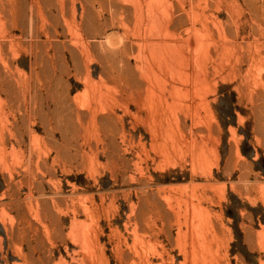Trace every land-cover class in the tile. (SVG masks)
Here are the masks:
<instances>
[{"label":"rangeland","instance_id":"obj_1","mask_svg":"<svg viewBox=\"0 0 264 264\" xmlns=\"http://www.w3.org/2000/svg\"><path fill=\"white\" fill-rule=\"evenodd\" d=\"M159 8L184 55L201 56L204 21L221 41L204 101L167 92L180 77L148 46ZM0 35V264H204L190 197L209 211L208 264H264V0H0ZM154 71L181 103L179 154L142 100Z\"/></svg>","mask_w":264,"mask_h":264},{"label":"bare ground","instance_id":"obj_2","mask_svg":"<svg viewBox=\"0 0 264 264\" xmlns=\"http://www.w3.org/2000/svg\"><path fill=\"white\" fill-rule=\"evenodd\" d=\"M164 6V5H163ZM153 8V7H152ZM156 9H158V7L156 8ZM159 9H161V8H159ZM171 11V10H170ZM142 13H144V12H142ZM172 13V12H171ZM169 13L168 12V10H167V8H162L161 10H160V12H159V10L157 11V10H152V11H150V16H151V18L149 17V21H151V22H149V24H150V26L148 27V30L147 31H149L150 32V34L151 35H153V36H155L154 38H156L155 40L156 41H152V42H150L149 41V43H152L151 45H148L149 47H151V52L152 53H150V55H153V58H155L156 59V64L160 67V68H163V67H166L167 69H172L173 71H176V73L175 74H178L179 75V77H180V82H177V83H179V85H177L176 83H174V84H172L171 86L169 85V91H167L168 90V88H167V85L166 84H168L167 83V80L165 79V77L163 76V74H162V72L164 71L163 69H159V67H158V71H162V72H157V71H154V73H151L152 75H153V77L155 78V81H156V84L154 83V84H152V85H150L149 83V85L147 84V86H149V87H147V89H146V93H145V96H143L142 97V100L144 101L143 103H145V106L148 108V106H149V110L148 111H146V113H149L150 114V116H151V121H152V123H153V128L157 131V128H161L162 130H163V137L165 138H163V142L161 143H159L160 145H158V146H160L161 148H162V150L167 154V155H172V154H174V153H177V154H179L178 153V151L179 150H181V149H183V148H185L186 147V144H189V142H188V139H187V137H186V133H185V131H184V127L181 125V122L179 121V117H178V115L179 114H177V110L179 109V108H181L180 106H181V103L179 102V99L177 100L176 98H173L172 97V102L170 103L169 101H168V98L167 97H165L164 95H165V92L167 91V92H169L170 93V95H177V94H181V93H185V95H189L190 93H194V94H196V95H198V96H202L203 94L201 93V90L202 89H204V88H207L208 86H209V82H210V80H208V78H207V76L205 75V70H204V68H205V66H203V65H207V63H206V60H207V58L209 57L208 55H209V47H207L206 46V43H207V41L209 40V42L211 43L212 41H210V39H216L217 37H214L213 38V36H212V33H211V30H210V28H209V26L206 24L207 22L206 21H204V22H206V23H204V22H202V28H200V29H197L198 27H193V29H195L196 30V33H198L199 34V37L200 38H196L195 39V37H194V39H195V41H194V44H196L197 45V49H193V51L195 52L196 50H198V49H200V51H201V56L199 57V55H197L196 57H194V59L192 58V57H190V56H187V55H184L183 54V50L181 51L180 49V47L182 46H180V47H178L177 46V44H173L174 43V41L173 40H175V38H176V36L178 35V32H177V30L174 28V27H172V26H174V25H172V23H173V21L175 20L174 19V14L172 13ZM194 13V12H193ZM199 13V12H198ZM189 14H191V13H188V15ZM203 14V13H202ZM202 14H201V16H202ZM195 15V16H194ZM193 16L192 15H190V16H192V17H194V19H195V17H196V15H197V19L199 18V17H201V16H199L198 17V14L195 12V14H194ZM199 15H200V13H199ZM202 17H204V16H202ZM177 18V17H176ZM204 18H206V17H204ZM140 19V18H139ZM75 21V20H74ZM138 21V20H137ZM195 21V20H194ZM196 22V21H195ZM79 24V23H78ZM148 24V25H149ZM196 23H194L193 25H195ZM172 25V26H171ZM219 25V24H218ZM75 27L78 29L79 27H77L76 26V23H75ZM146 28V27H145ZM80 29V28H79ZM78 29V30H79ZM220 29V28H219ZM80 31V30H79ZM217 31H220V30H217ZM213 32V31H212ZM76 33H77V36L79 35V32L76 30ZM82 33V32H81ZM195 33V32H194ZM219 33V32H218ZM2 35V34H1ZM0 35V37H2ZM81 35V34H80ZM219 35V34H218ZM80 37V36H79ZM78 37V38H79ZM111 37V36H110ZM220 37H222V35L220 36ZM192 38V37H191ZM190 38V39H191ZM224 38H225V36H224ZM223 38V39H224ZM220 39V38H219ZM222 39V40H223ZM2 40V39H1ZM113 40V39H112ZM115 40V39H114ZM217 41H218V38L216 39ZM216 40H215V43H216ZM108 41L110 42V40H109V38H108ZM107 41V42H108ZM176 41H177V38H176ZM188 41H190V40H188ZM191 41H193V40H191ZM190 41V42H191ZM214 41V40H213ZM224 41V40H223ZM108 42V43H109ZM148 42V41H147ZM173 42V43H172ZM189 42V43H190ZM221 42V41H220ZM219 41H218V43H220ZM177 43H178V41H177ZM209 43V44H210ZM213 43V42H212ZM111 44V43H110ZM180 44H181V42H180ZM2 45V44H1ZM109 45V44H108ZM112 45V44H111ZM193 45V44H192ZM191 45V43H190V47L192 46ZM213 45V44H212ZM185 46V45H184ZM213 46H215V45H213ZM217 46H219V44L217 45ZM216 46V47H217ZM49 47V46H48ZM193 47V46H192ZM194 47H196V46H194ZM204 47V49L202 50V48ZM212 47V46H211ZM222 47H223V45H222ZM2 48V47H1ZM9 48H11L12 49V45H11V47L9 46ZM180 48V49H179ZM183 48H185V47H183ZM218 48V47H217ZM50 49V48H49ZM188 49H190V48H188ZM187 49V50H188ZM84 50V49H83ZM1 51H2V49H1ZM85 51V50H84ZM190 51V50H189ZM188 51V52H189ZM192 51V53H194ZM184 52H186V51H184ZM199 52V51H198ZM0 53H2V52H0ZM210 53H211V51H210ZM186 54H188V53H186ZM196 54V53H195ZM85 55H86V53H85ZM189 55V54H188ZM3 56V55H2ZM2 56L0 57V58H2ZM151 57V56H150ZM191 58L194 60V64H195V66L196 67H194L195 69L193 70L194 72L192 73V72H190L189 73V68H188V66H189V64H190V62H191ZM210 59V58H209ZM0 60H2V59H0ZM152 60H154V59H152ZM3 61H4V59H3ZM193 62V61H192ZM154 63V62H153ZM154 63V64H155ZM206 63V64H205ZM153 64V65H154ZM155 64V65H156ZM185 64V65H184ZM150 65H152V64H150ZM149 64H148V66H150ZM154 65V66H155ZM157 65H156V67H157ZM141 66V65H140ZM182 66H183V68H182ZM152 67V66H151ZM145 68V67H144ZM150 68V67H149ZM2 69V68H1ZM143 69V68H142ZM141 69V70H142ZM155 69V68H154ZM206 69V68H205ZM153 70V69H152ZM156 70V69H155ZM166 70V69H165ZM168 70V71H169ZM151 72H153V71H151ZM149 73H150V71H149ZM171 73V72H170ZM3 74V73H2ZM173 74H174V72H173ZM207 74V73H206ZM7 75H8V72H7ZM167 75V74H166ZM151 76V75H150ZM4 77V76H3ZM2 77V78H3ZM145 77V76H144ZM143 78V77H142ZM191 78V79H190ZM192 78H193V81H194V86L192 87V89L191 88H189V87H187V82L189 81V80H192ZM153 79V78H152ZM175 79V78H174ZM92 81V80H91ZM171 81V80H170ZM173 81V80H172ZM193 81H191V82H193ZM94 82V81H93ZM147 82H148V80H147ZM149 82H152V81H149ZM181 83V84H180ZM189 83V82H188ZM92 84V83H91ZM94 84V83H93ZM185 84V85H184ZM192 84V83H191ZM211 84V83H210ZM96 85V84H95ZM93 86V85H92ZM191 87V86H190ZM1 88V87H0ZM91 89H93V87L91 88ZM95 89H97V88H95ZM99 89V88H98ZM8 91V90H7ZM6 93V92H5ZM4 93V94H5ZM95 94V93H94ZM91 95V94H90ZM97 95V94H96ZM95 96V95H94ZM102 95H100V97H101ZM194 96V95H193ZM97 97V96H96ZM200 97H199V99H200ZM102 98V97H101ZM106 98V97H105ZM178 98V97H177ZM193 98V97H192ZM205 99V98H204ZM204 99L201 97V100L202 101H204ZM98 100V99H97ZM100 100H102V99H100ZM185 100V99H184ZM206 100V99H205ZM93 101V100H92ZM201 101V102H202ZM101 102V101H100ZM137 102H139V100H137ZM102 103H104L103 102V100H102ZM142 103V104H143ZM200 103V102H199ZM98 104V103H97ZM108 104V103H107ZM140 104V103H139ZM92 105H96V104H93L92 103ZM184 105H185V103H184ZM201 105V104H200ZM99 106V105H98ZM183 106V105H182ZM93 107H95V106H93ZM97 107V106H96ZM95 107V108H96ZM187 107H188V110L190 111H195L196 112V107H198V103H196L195 102V105H194V103L191 105V104H189V105H187ZM165 108H168V110H167V112L165 111L166 109ZM93 109V108H92ZM97 109V108H96ZM99 109H100V107H99ZM165 109V110H164ZM188 111V112H189ZM99 112V111H98ZM185 112V111H184ZM181 113V112H180ZM194 113V112H193ZM149 114H147V115H149ZM146 115V116H147ZM184 115V114H183ZM196 115V114H195ZM96 116V115H95ZM135 116V115H134ZM150 116L148 117V118H150ZM146 118V117H145ZM181 118V117H180ZM92 120H94V119H92ZM147 122V121H146ZM2 127V126H1ZM155 130H154V132H155ZM162 130H161V132H162ZM101 131V130H100ZM158 133V132H157ZM156 132H155V134H157ZM126 135V134H125ZM159 135V134H158ZM106 136V135H105ZM160 136V135H159ZM161 137V136H160ZM107 138V137H106ZM159 138V137H158ZM105 139V138H104ZM162 139V138H161ZM5 143H6V141H5ZM103 144V143H102ZM205 144V143H204ZM193 145H195V147H197V144L195 143V142H193ZM192 145V146H193ZM205 146H206V144H205ZM188 147V146H187ZM200 147L201 148H199V150L200 149H202V151L203 152H205L204 151V149H203V146H201L200 145ZM192 148H194V146L192 147ZM205 148H207V147H205ZM195 149V148H194ZM161 150V149H160ZM193 150V149H192ZM206 150V149H205ZM162 151V152H163ZM184 151V150H183ZM197 151H198V149H197ZM201 151V150H200ZM201 151V152H202ZM186 152V151H185ZM201 152H199V153H201ZM202 152V153H203ZM193 153H194V151H193ZM196 154H197V152H195ZM194 153V154H195ZM165 154V155H166ZM203 155V154H202ZM205 155H207L206 153H205ZM195 156H198V155H195ZM198 158V157H197ZM206 159V156H205V158H203V160H205ZM202 160V161H203ZM208 159H206L205 161H207ZM199 161H200V159H199ZM201 161V162H202ZM202 162L203 164L204 163H207V162ZM206 165V164H205ZM204 195H205V193H204ZM191 198V204H192V209H193V213H194V218L196 217V224L193 222V225L195 226V227H200V229L197 231V236H196V239L201 243V245L199 246V249L195 246V242L193 241V246L191 247V249H192V253H193V256H196V255H198V258L199 257H201V259H203V262H204V264H208V263H211L212 261H211V254H212V249H211V246H210V241L208 240V231H207V228L210 226V223H209V217H210V215H209V211H208V208L207 207H204L203 205H202V202L201 203H199V202H197V203H195V202H193L192 201V197H190ZM196 198V197H195ZM194 199V198H193ZM198 201H200V200H198ZM194 218H193V221H194ZM82 232H84V231H82ZM86 232V231H85ZM90 233V232H89ZM88 233V234H89ZM83 235H84V237H83ZM92 235V234H91ZM83 238L82 239H85V243L87 242V244L89 243V239H88V235L86 234L85 235V233L83 234L82 233V235H81ZM94 236V235H93ZM90 237V240L92 239L91 237L92 236H89ZM97 241V240H96ZM84 242V241H83ZM98 242V241H97ZM91 243V242H90ZM92 243H95V245H96V242H93L92 241ZM92 243L91 244H88L87 246H91L92 245ZM99 243V242H98ZM86 245V244H85ZM94 245V244H93ZM95 248V247H94ZM89 250H90V253H91V251L93 252V250H91L90 249V247H89ZM190 253H191V251H190ZM91 255H92V257H94V255L91 253ZM191 255V254H190ZM200 255V256H199ZM192 256V255H191ZM94 260H95V258H93ZM195 259V258H194ZM93 260V261H94ZM192 260H193V258H192ZM194 262H195V260H194ZM95 264V263H94Z\"/></svg>","mask_w":264,"mask_h":264}]
</instances>
